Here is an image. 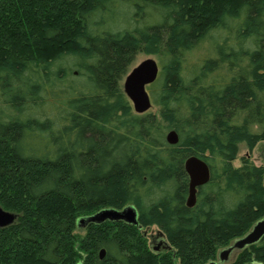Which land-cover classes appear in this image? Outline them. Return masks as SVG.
<instances>
[{
  "label": "trees",
  "instance_id": "trees-1",
  "mask_svg": "<svg viewBox=\"0 0 264 264\" xmlns=\"http://www.w3.org/2000/svg\"><path fill=\"white\" fill-rule=\"evenodd\" d=\"M141 52L158 114L124 92ZM260 142L264 0H0V205L19 215L0 264H264V236L219 261L264 219V165H234ZM191 156L211 168L193 207ZM129 205L138 224L78 225Z\"/></svg>",
  "mask_w": 264,
  "mask_h": 264
},
{
  "label": "water",
  "instance_id": "water-1",
  "mask_svg": "<svg viewBox=\"0 0 264 264\" xmlns=\"http://www.w3.org/2000/svg\"><path fill=\"white\" fill-rule=\"evenodd\" d=\"M161 71L160 63L153 57H148L137 66L133 67L126 75L123 88L124 92L131 100L134 110L139 113L150 111L153 106V100L148 90V86L156 81ZM179 134L176 130H171L167 134L168 143L175 145L179 142ZM186 171L190 177L189 195L187 205L193 207L197 201V192L200 186L210 181L211 168L209 164L197 156L189 157L185 162ZM18 214L5 210L0 205V227H6L13 224L18 218ZM124 221L128 224L139 223V212L133 205L126 206L119 210L115 208H106L96 214L84 217L78 222L79 227H86L90 223L101 224L106 221ZM164 236V234L162 233ZM264 236V219L258 221L252 229L242 238L235 240L229 247L220 251L219 261L225 262L230 259L231 254L235 250L243 249L248 245L257 243ZM165 244L162 247H152L156 252L162 249L170 250L172 246L164 238ZM105 250L101 252L104 257ZM209 264H216L211 262Z\"/></svg>",
  "mask_w": 264,
  "mask_h": 264
},
{
  "label": "rangeland",
  "instance_id": "rangeland-1",
  "mask_svg": "<svg viewBox=\"0 0 264 264\" xmlns=\"http://www.w3.org/2000/svg\"><path fill=\"white\" fill-rule=\"evenodd\" d=\"M115 19H116V17H115ZM148 57H153V58L158 60L157 56L148 55V54H145L143 52L138 53L135 56V59L132 62L129 70H131L133 67L137 66L139 63H141L143 60L147 59ZM160 67L162 70L161 65H160ZM123 82H124V80H123ZM148 89H149V86H148ZM150 111L158 114V107L153 105L152 108L150 109ZM244 156L248 157L256 165H264V142H260L253 150H249L246 144H242L240 146V152L238 154V157L234 161V165L240 166L242 164V161H241L242 157H244ZM141 231H143L146 234L148 243H150V238H152V237H155L154 239L157 238L156 241L158 242V235L162 234V232L159 230V228L157 226H151L149 228L145 227V228H142ZM79 232L81 234L84 233L83 230H79ZM238 251H239L238 249L233 251V253L230 256V259H233L237 255Z\"/></svg>",
  "mask_w": 264,
  "mask_h": 264
},
{
  "label": "flooded vegetation",
  "instance_id": "flooded-vegetation-1",
  "mask_svg": "<svg viewBox=\"0 0 264 264\" xmlns=\"http://www.w3.org/2000/svg\"><path fill=\"white\" fill-rule=\"evenodd\" d=\"M162 236H163L162 234L158 235V242L156 241L157 238L156 239H154L155 237L150 238V245L153 246V247H162V246H164V244H165V241H164L165 236H163V237ZM162 250H164V249H162Z\"/></svg>",
  "mask_w": 264,
  "mask_h": 264
}]
</instances>
